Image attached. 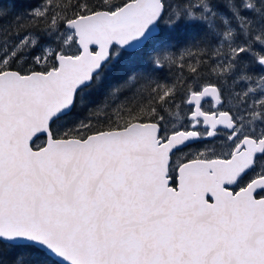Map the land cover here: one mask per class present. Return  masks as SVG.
I'll list each match as a JSON object with an SVG mask.
<instances>
[{
	"label": "snow or ice",
	"instance_id": "6c2138e0",
	"mask_svg": "<svg viewBox=\"0 0 264 264\" xmlns=\"http://www.w3.org/2000/svg\"><path fill=\"white\" fill-rule=\"evenodd\" d=\"M24 2L0 0V264H264V0Z\"/></svg>",
	"mask_w": 264,
	"mask_h": 264
},
{
	"label": "trees",
	"instance_id": "16d2710c",
	"mask_svg": "<svg viewBox=\"0 0 264 264\" xmlns=\"http://www.w3.org/2000/svg\"><path fill=\"white\" fill-rule=\"evenodd\" d=\"M4 2V6L9 9L10 11V15L11 14H14V12H17V11H22L25 7H26V4L24 2V0H19V2L15 5V9H13V6L10 2H8V0H3ZM32 2H35V0H32ZM93 2H95V0H93ZM114 3H118L119 0H113ZM185 74L188 73V70L185 69L184 70ZM179 76V73L176 72V71H173L171 73H166L165 74V78L168 80V81H173L175 80L177 77ZM203 108L207 111V110H210L212 108V103L208 102V103H205L203 105ZM172 112H175L176 109H172L171 110ZM172 123L176 124V126H179V122H177L175 119L172 120Z\"/></svg>",
	"mask_w": 264,
	"mask_h": 264
},
{
	"label": "water",
	"instance_id": "95a60500",
	"mask_svg": "<svg viewBox=\"0 0 264 264\" xmlns=\"http://www.w3.org/2000/svg\"><path fill=\"white\" fill-rule=\"evenodd\" d=\"M211 102V101H210ZM206 103V102H205Z\"/></svg>",
	"mask_w": 264,
	"mask_h": 264
},
{
	"label": "flooded vegetation",
	"instance_id": "af4514ba",
	"mask_svg": "<svg viewBox=\"0 0 264 264\" xmlns=\"http://www.w3.org/2000/svg\"><path fill=\"white\" fill-rule=\"evenodd\" d=\"M205 110V109H204Z\"/></svg>",
	"mask_w": 264,
	"mask_h": 264
}]
</instances>
